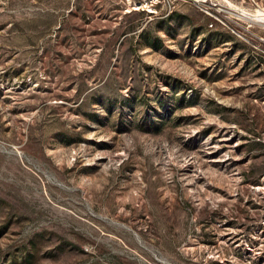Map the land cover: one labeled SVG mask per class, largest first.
<instances>
[{
    "label": "rangeland",
    "instance_id": "374dc122",
    "mask_svg": "<svg viewBox=\"0 0 264 264\" xmlns=\"http://www.w3.org/2000/svg\"><path fill=\"white\" fill-rule=\"evenodd\" d=\"M235 9L264 0H0V264H264V24Z\"/></svg>",
    "mask_w": 264,
    "mask_h": 264
},
{
    "label": "bare ground",
    "instance_id": "6f19581e",
    "mask_svg": "<svg viewBox=\"0 0 264 264\" xmlns=\"http://www.w3.org/2000/svg\"><path fill=\"white\" fill-rule=\"evenodd\" d=\"M235 10L239 13V15H238L239 17H241L247 21L264 24V9H258L253 14H250V13L243 11V10H238V9H235ZM245 17L250 18L253 21H251Z\"/></svg>",
    "mask_w": 264,
    "mask_h": 264
},
{
    "label": "built area",
    "instance_id": "2783aa9c",
    "mask_svg": "<svg viewBox=\"0 0 264 264\" xmlns=\"http://www.w3.org/2000/svg\"><path fill=\"white\" fill-rule=\"evenodd\" d=\"M216 19L221 20V23L224 24V23H223L224 18H222V17H217Z\"/></svg>",
    "mask_w": 264,
    "mask_h": 264
}]
</instances>
